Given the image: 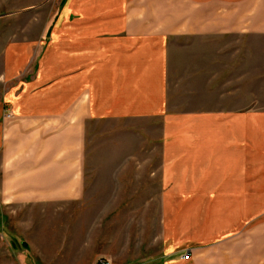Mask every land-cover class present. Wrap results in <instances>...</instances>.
Here are the masks:
<instances>
[{
    "label": "crops",
    "instance_id": "obj_1",
    "mask_svg": "<svg viewBox=\"0 0 264 264\" xmlns=\"http://www.w3.org/2000/svg\"><path fill=\"white\" fill-rule=\"evenodd\" d=\"M41 1L0 0V214L93 201L88 125L168 112L175 37L264 34V0ZM159 148L152 264H264V110L167 114Z\"/></svg>",
    "mask_w": 264,
    "mask_h": 264
},
{
    "label": "rangeland",
    "instance_id": "obj_2",
    "mask_svg": "<svg viewBox=\"0 0 264 264\" xmlns=\"http://www.w3.org/2000/svg\"><path fill=\"white\" fill-rule=\"evenodd\" d=\"M52 1L57 0L41 1L30 18L44 15L43 2ZM244 109L264 110V34L175 37L168 112L132 124L89 123L87 181L93 201L62 207L18 202L2 208L0 264H67L89 257L92 264L101 259L111 264L160 260V205L150 198L160 192L153 173L166 115ZM183 259H193V253Z\"/></svg>",
    "mask_w": 264,
    "mask_h": 264
},
{
    "label": "built area",
    "instance_id": "obj_3",
    "mask_svg": "<svg viewBox=\"0 0 264 264\" xmlns=\"http://www.w3.org/2000/svg\"><path fill=\"white\" fill-rule=\"evenodd\" d=\"M191 254H192V252H191V251H188L187 255H185L184 258H185V259H189L190 256H191ZM100 263H101V264H111L110 261L105 260V259H101V260H100Z\"/></svg>",
    "mask_w": 264,
    "mask_h": 264
},
{
    "label": "trees",
    "instance_id": "obj_4",
    "mask_svg": "<svg viewBox=\"0 0 264 264\" xmlns=\"http://www.w3.org/2000/svg\"><path fill=\"white\" fill-rule=\"evenodd\" d=\"M23 245H24L25 247H28L27 243H25V242L23 243Z\"/></svg>",
    "mask_w": 264,
    "mask_h": 264
}]
</instances>
